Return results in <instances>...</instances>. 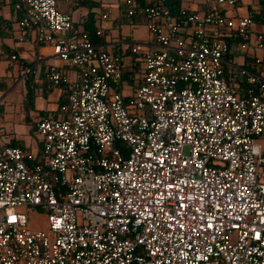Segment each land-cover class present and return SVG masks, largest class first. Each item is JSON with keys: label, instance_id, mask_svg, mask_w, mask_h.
I'll use <instances>...</instances> for the list:
<instances>
[{"label": "built area", "instance_id": "built-area-1", "mask_svg": "<svg viewBox=\"0 0 264 264\" xmlns=\"http://www.w3.org/2000/svg\"><path fill=\"white\" fill-rule=\"evenodd\" d=\"M163 2L122 0L156 45H125L143 63L126 101L119 59L55 0L14 5L17 31L75 76L64 118L34 124L42 164L0 143V264H264V37L226 17L235 0L204 13ZM232 47L251 61L228 64ZM45 77L47 90L68 82L56 66ZM37 213L45 225L30 229Z\"/></svg>", "mask_w": 264, "mask_h": 264}, {"label": "crops", "instance_id": "crops-1", "mask_svg": "<svg viewBox=\"0 0 264 264\" xmlns=\"http://www.w3.org/2000/svg\"><path fill=\"white\" fill-rule=\"evenodd\" d=\"M12 1L13 0H0V52H9L13 55H16L17 62L9 63L6 60L0 59V66H4L3 75L0 76V78L2 79L10 77L13 81H17L18 83L21 82V80L24 82V69L27 68V70L31 69L34 82L41 84L42 77L44 76L46 69L49 66H56L60 69L68 81L67 84L58 89L54 99L49 97L51 101L53 100L56 106L59 95L63 91H67V89H69V84L73 81L75 72L65 68L62 63L52 55L49 45L37 44L34 33L20 34L17 31L15 21L17 13L11 6ZM55 1L57 9L60 12L67 14L71 19V24L78 30L81 29L82 23L84 22L88 13H91L93 16V7L101 4L99 23L95 24L93 17L92 25L94 28H96V30L100 31V35L102 37V42L100 45L102 48L104 50L105 48L111 49V56L118 58L121 62L122 76L119 85L116 87V90L119 94H121L125 101L130 99L141 83L143 63L141 61L140 54H138L139 57H135L137 54H131L130 50L127 49L125 45L132 46L134 44H140L142 49L145 51L156 50V45L152 41L150 35H147L144 40H141L143 39L142 30L144 29L146 31L142 19L136 16L127 17L122 0ZM168 1L173 2L174 5L177 6V9L184 8L194 13H204L206 11L205 0ZM224 11L223 12L225 13L226 17L236 18L252 16L251 19L253 20V32L262 34L264 37V13L262 11V3L260 0H235V6L232 9H225ZM103 13H107V18L105 20L101 19V15ZM217 32L225 34L224 31ZM139 40L142 42H139ZM237 52L238 50L235 47H232L231 52L225 57L228 64L234 65L229 60V57L231 54H236ZM237 56H242V65L240 66H246V64L251 61L246 54H237ZM138 62L142 63L140 72H137L139 67ZM229 71V68L225 67V72L227 73ZM257 73L263 75L259 69H257ZM22 84L24 85V83ZM44 90L46 92L51 91L47 90L46 86ZM44 98L47 100L48 95H45ZM54 111L55 110L51 112ZM37 120L39 119L37 118L34 120V124ZM5 144H13L15 146L12 147H17L19 149L22 148L18 145V142L9 141L8 143H4V145ZM23 150L22 151L27 154L26 150ZM37 153L32 156L33 159L36 158ZM37 227L41 228V226L36 225L35 228Z\"/></svg>", "mask_w": 264, "mask_h": 264}, {"label": "rangeland", "instance_id": "rangeland-1", "mask_svg": "<svg viewBox=\"0 0 264 264\" xmlns=\"http://www.w3.org/2000/svg\"><path fill=\"white\" fill-rule=\"evenodd\" d=\"M101 4L93 7L94 23H99V12ZM149 35L147 31L142 30V38L144 40ZM104 38V37H103ZM139 40V42L141 41ZM142 42V41H141ZM109 55H112V51L109 48H105ZM250 52V50L248 51ZM237 54H245L238 51L236 54H231L229 60L235 66L242 65V56ZM139 57V55H135ZM121 63V62H120ZM137 72H140L142 63L138 62ZM3 65L0 66V76L3 75ZM0 143H8L9 141L18 142L19 146L26 150L29 156H34L39 151V145L41 138L35 134L34 120L38 118L39 112L50 113L55 110L56 106L52 99L55 98L58 88L51 89L50 92H46L48 99L46 100L42 96L43 89L40 84L33 83L28 96L25 86L21 82L13 81L12 78H0ZM262 151H264V135L259 139ZM21 212H26L25 208L19 209ZM44 227L45 222L40 214L28 215V226L30 229L35 226Z\"/></svg>", "mask_w": 264, "mask_h": 264}, {"label": "trees", "instance_id": "trees-1", "mask_svg": "<svg viewBox=\"0 0 264 264\" xmlns=\"http://www.w3.org/2000/svg\"><path fill=\"white\" fill-rule=\"evenodd\" d=\"M158 0H150L149 3H153V2H157ZM19 0H13L12 1V8H14V5L16 3H18ZM144 3V1H140L139 2V5H142ZM163 5L166 6L172 13H175L177 10H179L180 8L177 9V6L174 5L173 2H169L168 0H164L163 2ZM15 10V9H14ZM16 11V19L15 21L17 22L20 17H21V11L19 10H15ZM252 18V16H250ZM93 23V16L91 13H88L84 22L82 23V27L80 30H78L77 28H75L72 24V28L73 29H77L78 31L82 32V33H85L89 39V41L93 44H96V45H100V43L102 42V37L101 35L100 36H96L95 35V31H96V28H94V26L92 25ZM0 54H6L8 57L10 55H13L11 53H6V52H0ZM16 56V55H15ZM17 58V57H16ZM27 71V72H26ZM23 83H24V86L27 90V95L29 96L30 95V90H31V86H33L32 84L34 83V79H33V76H32V71L31 69L30 70H27V68L24 69V79H23ZM42 83L40 84V86L42 87L43 89V92H42V96L45 97L46 95V91L44 90L45 89V86L47 84V80H46V77H45V73H44V76L42 77ZM65 84H62L60 86V88H62ZM241 86V85H240ZM69 89H67V91H63L58 99H57V102H56V109L54 112H50L49 114L48 113H45V112H39L38 113V119H41V118H46V119H49V120H59V119H62L64 118L63 115H60L59 114V110L62 106L66 105V101H65V96L67 94ZM3 147H12V146H15L13 144H3L2 145ZM21 150H23L21 148ZM24 151V150H23ZM263 155H264V152H263ZM28 165L30 164H42V155H41V143L39 145V151L36 155V158H34L32 160V162H27Z\"/></svg>", "mask_w": 264, "mask_h": 264}]
</instances>
